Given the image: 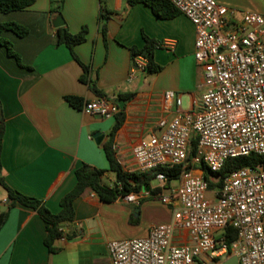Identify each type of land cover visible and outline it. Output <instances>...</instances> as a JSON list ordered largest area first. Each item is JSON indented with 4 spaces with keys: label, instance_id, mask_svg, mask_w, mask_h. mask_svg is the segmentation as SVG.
Returning a JSON list of instances; mask_svg holds the SVG:
<instances>
[{
    "label": "crops",
    "instance_id": "obj_1",
    "mask_svg": "<svg viewBox=\"0 0 264 264\" xmlns=\"http://www.w3.org/2000/svg\"><path fill=\"white\" fill-rule=\"evenodd\" d=\"M101 4L113 13L107 34L99 24ZM127 7L126 0H63L59 15L52 12L51 0H37L26 10L0 13V23H17L29 30L25 37L11 31L1 34L20 60L10 57L0 44V102L5 120L1 176L11 189L42 201L54 214L75 188L76 170L83 165L109 169L104 145L117 121V116H90L66 100L78 97L84 106L100 96L81 81L83 68L70 49L57 44L60 28L74 35L88 28L86 41L74 51L90 67L89 78L104 98L115 101L124 115L114 141L127 171L136 168L134 148L143 139L161 134L158 122L195 112L205 92L203 68L195 59L192 22L182 14L160 18L143 3L125 13ZM237 15L235 20L240 21L242 16ZM60 18L64 25L56 27ZM143 35L161 43L155 62L162 70L147 74L144 66L130 80L135 60L140 61L132 57L131 49L144 47ZM168 92L173 97L167 98ZM97 133L107 138L104 145L97 144ZM106 178L114 183L113 173L107 172L104 182ZM164 194L160 183L153 182L139 204L123 200L106 204L94 193H85L75 201L77 236L57 241L60 251L52 254L45 245L47 230L41 216L21 205L9 208L8 191L0 185V215L2 208L8 211L0 230V264H109L110 241L146 237L152 226L172 221L171 207L161 202ZM176 242L188 243V234L178 231Z\"/></svg>",
    "mask_w": 264,
    "mask_h": 264
},
{
    "label": "built area",
    "instance_id": "obj_2",
    "mask_svg": "<svg viewBox=\"0 0 264 264\" xmlns=\"http://www.w3.org/2000/svg\"><path fill=\"white\" fill-rule=\"evenodd\" d=\"M168 1L195 26V59L203 68L205 92L195 112L161 119V134L134 148L135 171L185 164L193 137L198 146L192 162L198 168L186 172L177 187H168L164 174L157 176L172 221L152 226L146 237L110 241L109 264H221L232 256L239 264H264V14L244 13L237 21V12L219 0ZM137 58L130 80L147 64ZM82 111L97 118L121 112L103 97L87 102ZM251 155L258 157L254 166L233 170L221 187L210 188L205 170L218 183L229 159ZM142 194L131 193L123 201L139 204ZM229 229L237 236L230 245ZM180 230L188 234V243L176 242Z\"/></svg>",
    "mask_w": 264,
    "mask_h": 264
},
{
    "label": "trees",
    "instance_id": "obj_3",
    "mask_svg": "<svg viewBox=\"0 0 264 264\" xmlns=\"http://www.w3.org/2000/svg\"><path fill=\"white\" fill-rule=\"evenodd\" d=\"M37 0H0V13L8 14L16 11H23L33 6ZM128 7L125 9V13H128L132 7L139 3H143L150 7L153 12L160 18L173 19L181 13L174 7V5L168 0H126ZM53 5L52 12L62 15L63 0H51ZM113 13L107 9V7L101 4L99 13V24L104 34H107V22L111 19ZM3 31H11L19 37H25L29 30L17 23H0V44L7 49L8 55L13 57L19 62V57L13 50L11 42L2 40L1 34ZM88 34V28L84 27L79 34H71L66 28H60L58 30V45L67 46L75 60L80 63L83 68V75L81 81L87 83L89 87L97 93L100 97H105L101 91L96 87L95 82L89 78L90 67L82 64L74 48L86 41ZM145 45L143 48L133 47L131 49L132 57H142L147 61L145 66V72L147 74H157L162 70V67L155 62V51L161 46V43L157 40L143 35ZM131 97V96H129ZM128 99V98H127ZM66 100L76 108H83V101L78 97L67 96ZM124 115L120 112L117 115V121L109 133V139L104 145V151L109 163L108 170H102L94 168L90 165H83L76 170L77 184L75 188L68 193L60 202L61 211L58 214H54L51 210L40 200L36 198L28 197L21 194L5 184L1 176V147L3 137L5 134V120L3 117L2 106L0 102V185L4 186L8 191V206L14 208L17 205H21L26 208L35 210L43 219L47 236L45 239V245L52 254L58 253L60 248L56 247L57 241L61 239H74L77 236L75 230V201L83 196L85 193H94L101 202L106 204H112L117 201L123 200L127 195L131 193L141 194L147 189L151 188L152 182L156 180L159 174H164L167 177L168 184L175 180L180 181L183 175L191 169L198 168L192 162L197 152L198 138L193 137L191 140L188 158L185 164L174 167H161L151 172L140 171H127L120 163L115 150V135L119 129L123 126ZM258 162V157L251 155L248 157H238L229 159L225 168L219 173L220 179L218 183L211 182L210 179L214 175L209 170H205V177L210 182V188L221 187L225 176L236 169L244 168L247 166H254ZM107 172H111L115 176L113 185H108L104 182V176ZM7 212L0 215V230L3 227L6 219ZM67 222L71 224L73 232H70L67 226H63V223ZM236 233L229 229L225 234V240L230 245L236 240Z\"/></svg>",
    "mask_w": 264,
    "mask_h": 264
},
{
    "label": "rangeland",
    "instance_id": "obj_4",
    "mask_svg": "<svg viewBox=\"0 0 264 264\" xmlns=\"http://www.w3.org/2000/svg\"><path fill=\"white\" fill-rule=\"evenodd\" d=\"M220 3L229 9L235 10L238 17L243 16L244 13L264 14V0H221ZM105 182L109 185L113 184V180L109 178H106ZM153 183L157 184L159 181L154 180ZM172 185L177 187L179 181H173ZM211 264H213V262H211Z\"/></svg>",
    "mask_w": 264,
    "mask_h": 264
},
{
    "label": "water",
    "instance_id": "obj_5",
    "mask_svg": "<svg viewBox=\"0 0 264 264\" xmlns=\"http://www.w3.org/2000/svg\"><path fill=\"white\" fill-rule=\"evenodd\" d=\"M64 25V21L62 18L58 19L57 23H56V27H61ZM107 141V138L105 137V135L101 134V133H97L96 134V142L99 145H104ZM7 210L6 207L1 209V212H5ZM63 226H67L70 230H72L71 228V224L64 222ZM221 264H239V260L237 256H232L231 258L225 260L224 262H222Z\"/></svg>",
    "mask_w": 264,
    "mask_h": 264
}]
</instances>
